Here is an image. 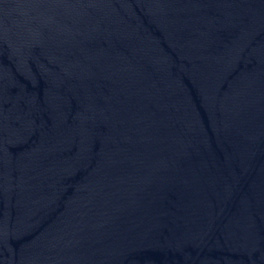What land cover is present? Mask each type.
<instances>
[{"label":"water","instance_id":"obj_1","mask_svg":"<svg viewBox=\"0 0 264 264\" xmlns=\"http://www.w3.org/2000/svg\"><path fill=\"white\" fill-rule=\"evenodd\" d=\"M0 264H264V0H0Z\"/></svg>","mask_w":264,"mask_h":264}]
</instances>
